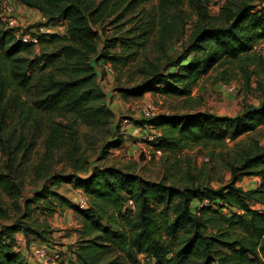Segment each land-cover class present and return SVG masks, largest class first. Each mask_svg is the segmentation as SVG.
Segmentation results:
<instances>
[{"label": "trees", "instance_id": "16d2710c", "mask_svg": "<svg viewBox=\"0 0 264 264\" xmlns=\"http://www.w3.org/2000/svg\"><path fill=\"white\" fill-rule=\"evenodd\" d=\"M20 1L49 21H66L68 35L52 34L50 39L48 34L39 35L37 44L47 47L35 55L37 44L24 43L8 29L0 7V145L7 153L0 190L15 198L17 211L14 222L0 226V264H30L16 250L17 233L50 242L54 230L49 218L65 208H73L82 222L74 264H264V97L238 116L196 111L156 114L141 121V126L160 131L155 150L164 153L201 143L235 142L223 159L231 177L218 188L196 180L185 185L154 181L115 166L94 165L89 170L91 145L81 140V136L89 138L81 130L88 129L96 140L108 134L114 118L92 59L99 54L105 20L116 15L120 2ZM191 1L198 19L187 54L173 65L176 70L144 69L141 83L119 88L123 97H143L148 92L190 95L211 71L227 64L244 69L255 61L257 46L264 44V0H227L216 16L202 0ZM168 9H161L162 20ZM163 27L172 29L169 22ZM153 30L144 22L128 30L129 36L114 39L131 49L127 56L112 60L125 64L135 60ZM44 121L45 152L34 173L54 186L64 182L82 190L86 208L58 190L53 192L46 181L33 197L17 202L25 187L19 170L23 163L17 160L35 149ZM116 131L121 132L119 127ZM241 137L245 140L239 141ZM123 143L122 137L108 140L103 151L109 154ZM55 164L85 176H52ZM247 176L259 177V185L245 190L239 183ZM224 209L232 210L230 215L222 213ZM35 211L44 219L34 217Z\"/></svg>", "mask_w": 264, "mask_h": 264}, {"label": "rangeland", "instance_id": "374dc122", "mask_svg": "<svg viewBox=\"0 0 264 264\" xmlns=\"http://www.w3.org/2000/svg\"><path fill=\"white\" fill-rule=\"evenodd\" d=\"M226 1L202 0L201 2L211 16H216ZM12 2L15 8L14 16L19 23L18 30L25 33H42L41 27L47 29L51 26L53 33L47 35L49 39L52 34L62 38L68 35L66 21H49V18L42 12L26 6L20 0H12ZM119 2L121 8L117 10L116 15L105 20L103 31L101 30L100 51L92 59L100 83L109 97L114 118L108 134L100 135L96 140L94 133L86 128L81 130L80 134H86L89 137L86 139L81 136V140L83 141L84 138L86 145H91L87 153L89 170L94 165L115 166L154 181L166 179L169 182H179L185 185L196 180L197 183L211 184L216 188L222 186L231 177L225 168L223 159L235 146V142L228 140L225 144L201 143L181 151L162 152L161 155H156V140L150 138L159 137L160 131L149 128V126H141L140 123L149 118V113L187 114L201 111L221 116H238L244 112L246 107L258 106L264 97V44L257 46L255 61L245 64L244 69L231 64L217 68L202 78L190 95L148 92L143 97L125 98L119 88H131L141 83L146 76L142 72L144 69L148 71L158 69L163 72L176 70L173 65L187 54V45L198 17L191 0H119ZM163 6L169 7L166 20H162ZM125 9H128V12L121 16ZM151 21L154 22L150 25ZM144 22H149V26H152L154 30L136 59H129L126 64L112 60L121 55L127 56L131 49H128L120 40L116 42L114 39L129 36L128 30ZM167 22L172 25L170 31L163 30ZM46 47V44H37L34 47V54H40ZM48 49L51 51L52 47ZM107 54L111 60L98 58ZM193 57L194 54H191L189 60ZM229 86L234 88L231 90ZM44 125L45 121L42 123V136L37 141L35 149L25 159L20 156L17 160V163H23L19 170L25 176L23 196L17 198L19 203L33 197L46 181L45 177L40 178L34 173L45 152L46 129ZM117 127L121 132L116 131ZM117 137L123 138V145L105 154L103 150L107 141ZM240 140H245V137H241ZM10 144L6 142V145ZM6 162L5 147L0 145V170L4 169ZM50 173L55 177L72 173L81 177L85 176L82 171H73L64 164H55ZM260 181L259 177L247 176L239 185L245 190H250L256 188ZM47 184L53 192L58 190L79 207L83 200H87L82 192L74 188L73 184L63 182L60 187L54 186L50 181ZM15 201V198H10L0 190V208L5 211H0V226L15 221L17 212L13 207ZM36 207L34 205V209ZM231 211L224 209L222 213L230 215ZM33 216L44 219L40 211H35ZM49 223L54 230L50 242L41 240L38 242L32 238L29 240L19 232L16 235L17 252L21 253L30 264H38L30 253V245H47L51 256L49 264H74V249H76L80 229H82L79 213L73 208L60 209L49 218ZM143 257L145 256H141Z\"/></svg>", "mask_w": 264, "mask_h": 264}, {"label": "built area", "instance_id": "2783aa9c", "mask_svg": "<svg viewBox=\"0 0 264 264\" xmlns=\"http://www.w3.org/2000/svg\"><path fill=\"white\" fill-rule=\"evenodd\" d=\"M0 7H1V19L4 22L5 26L8 29H13L15 31V34L17 37H19L24 43H34L37 44L39 41V35L41 34H50L53 33L52 27L49 26V28L45 29L43 27L40 28V32H33V33H25L23 31L18 30V20L15 18V8L13 5L12 0H0ZM229 88L232 90L234 87L229 86ZM155 113H149L148 117L155 116ZM128 121V120H125ZM157 140V137H153L150 139ZM162 150L156 149L155 153L156 155H161ZM129 205L133 207V203L130 202ZM87 206V200H83L82 203L80 204L81 208H86ZM30 253L32 257L35 259V261L38 264H49V261L51 260L49 248L47 245H38V246H32L30 245Z\"/></svg>", "mask_w": 264, "mask_h": 264}, {"label": "crops", "instance_id": "0c3cea01", "mask_svg": "<svg viewBox=\"0 0 264 264\" xmlns=\"http://www.w3.org/2000/svg\"><path fill=\"white\" fill-rule=\"evenodd\" d=\"M38 11V10H37ZM40 12V11H39ZM137 130H140V129H138V128H136ZM130 132H131V129H130ZM78 191H80V192H82L83 193V191L82 190H80V189H77ZM83 195H85L84 193H83ZM68 197V196H67ZM86 197V196H85ZM23 234V233H22ZM24 235V234H23ZM38 242H39V240H37ZM36 241V242H37Z\"/></svg>", "mask_w": 264, "mask_h": 264}]
</instances>
